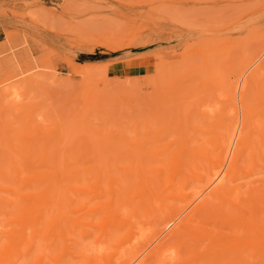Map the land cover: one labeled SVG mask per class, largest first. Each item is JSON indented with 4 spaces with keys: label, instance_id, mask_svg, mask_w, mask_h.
Masks as SVG:
<instances>
[{
    "label": "rangeland",
    "instance_id": "1",
    "mask_svg": "<svg viewBox=\"0 0 264 264\" xmlns=\"http://www.w3.org/2000/svg\"><path fill=\"white\" fill-rule=\"evenodd\" d=\"M257 58L264 63V0H0V207H19L42 186L53 146H82V157L107 146L112 155L109 146H125L120 131L134 141L158 130L159 144L214 146L215 130L227 136L219 121L229 109L264 106V69L242 90ZM71 238L49 255L69 245L81 263L79 246L89 243ZM12 248H0V264L14 261Z\"/></svg>",
    "mask_w": 264,
    "mask_h": 264
},
{
    "label": "bare ground",
    "instance_id": "2",
    "mask_svg": "<svg viewBox=\"0 0 264 264\" xmlns=\"http://www.w3.org/2000/svg\"><path fill=\"white\" fill-rule=\"evenodd\" d=\"M261 69L264 63L253 66L243 92ZM158 79L153 80L159 84ZM151 88L147 97L154 99L157 85ZM231 112L218 122L227 136L215 130L214 146L207 141L188 146L185 140L173 148L159 144V130L134 141L120 131L125 146H116L118 151L109 146L111 159L107 146L85 152L93 164L89 158L83 162L82 146H53L47 159L56 161L46 170L45 182L20 199L28 203L18 207L21 202L10 199L13 209L8 203L0 207V236L6 234L0 248L14 247L18 264L51 259L53 264V258L57 264H264V106L256 114L248 108ZM112 130L107 134H116ZM95 151H103L98 155L103 158L108 154L109 163L101 156L97 163ZM159 222L165 225L154 231ZM68 236L76 246L89 243L79 250L73 245L81 263L73 260L78 254H71L69 245L68 252L62 246L59 254L49 255L55 241Z\"/></svg>",
    "mask_w": 264,
    "mask_h": 264
},
{
    "label": "trees",
    "instance_id": "3",
    "mask_svg": "<svg viewBox=\"0 0 264 264\" xmlns=\"http://www.w3.org/2000/svg\"><path fill=\"white\" fill-rule=\"evenodd\" d=\"M82 61L83 60H89V61H98L102 59V56L99 55H85V56H81Z\"/></svg>",
    "mask_w": 264,
    "mask_h": 264
}]
</instances>
